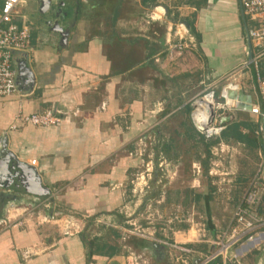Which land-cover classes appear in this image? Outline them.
Wrapping results in <instances>:
<instances>
[{
	"label": "crops",
	"instance_id": "obj_1",
	"mask_svg": "<svg viewBox=\"0 0 264 264\" xmlns=\"http://www.w3.org/2000/svg\"><path fill=\"white\" fill-rule=\"evenodd\" d=\"M51 1L48 7L22 0L13 15L31 31L29 50L16 52L13 65H27L33 83L17 76V92L0 97V169L9 152L21 173L19 189L10 194L0 174V264H122L130 250L148 264H176L173 248L128 232L129 222L143 216L133 185L144 151L147 162L156 153L161 168L154 175L161 189L157 213L200 215L195 225L171 224L173 240L193 250L192 264H264V204L251 208L260 221L253 229L237 224L233 214L244 193L218 194L210 166L215 144L191 118L202 81L217 91L227 80L238 83L231 95L240 108L225 125L244 122L243 133L258 140L263 163V138L255 133L261 119L250 109L262 106L264 45L250 40L253 22L239 0ZM181 25L196 46L172 59ZM47 109L60 113L58 124L11 129L20 111ZM169 166L179 175L168 176ZM251 185L264 188L251 182L244 191ZM160 223L161 232L168 229L165 219ZM233 228L240 231L235 241ZM223 235L225 254L219 253Z\"/></svg>",
	"mask_w": 264,
	"mask_h": 264
},
{
	"label": "built area",
	"instance_id": "obj_2",
	"mask_svg": "<svg viewBox=\"0 0 264 264\" xmlns=\"http://www.w3.org/2000/svg\"><path fill=\"white\" fill-rule=\"evenodd\" d=\"M22 0H3L0 9V97L10 96L17 92L18 85L16 82L17 70L13 65V57L16 52H26L29 50L31 31L28 25H19L14 22L13 15L19 3ZM242 12L247 16L253 25L249 31V37L252 43L257 47L264 45V0H239ZM182 29H177L179 41L172 45L169 50V55L173 59L176 56H183L187 50L195 49L196 42L189 37L186 27L181 25ZM203 90L200 91L191 101V118L195 127L205 137L206 140H211L219 137L224 131L226 125L221 123L223 117L239 110L240 100L236 96H232V92L240 89V85L233 80H227L217 91L210 84L202 81ZM258 93L261 98V105H252L250 113L261 119L258 129L255 131L257 136H262L264 144V79L258 78ZM263 107V108H262ZM61 115L51 109L42 112L25 114L19 112L16 116L15 122L11 125V129H17L22 125H34L38 127H50L58 124L61 121ZM222 144L221 147H223ZM36 160H31V164H35ZM264 170V154L263 163L260 165L259 171ZM149 169H146V175H149ZM213 171H211V174ZM140 179L146 180L143 174ZM264 204V188L260 189L256 186L248 187L244 192V199L233 214V219L237 224L243 227L244 230H251L257 222H260L257 215L251 212V208ZM49 220L44 216L43 221ZM183 218L180 215H172L165 220L166 225L169 227L174 222H180ZM191 225H195L193 219H188ZM134 227L129 230L130 234L143 239H149L158 243L170 246L177 253L174 255V262L176 264H192L189 261L188 255L193 253L189 247L181 245L180 243L168 241L162 238H157L153 232H146L143 228L135 222H130ZM76 231H78V227ZM72 224L67 222L64 226L66 234H70ZM200 231V227L198 228ZM204 231L202 227L201 232ZM233 234L231 239L233 241L240 237V231L236 228L232 230ZM252 238V237H250ZM220 239L219 253L225 254L227 251L228 243L224 242L223 237ZM122 264H148L143 254L134 250L128 251L124 255Z\"/></svg>",
	"mask_w": 264,
	"mask_h": 264
},
{
	"label": "rangeland",
	"instance_id": "obj_3",
	"mask_svg": "<svg viewBox=\"0 0 264 264\" xmlns=\"http://www.w3.org/2000/svg\"><path fill=\"white\" fill-rule=\"evenodd\" d=\"M241 7V6H240ZM249 26L251 24L250 21H248ZM248 33V30L245 32ZM248 43V39L246 41ZM202 88V86H201ZM203 90V88H202ZM201 90V91H202ZM229 143V142H228ZM225 144L224 147L219 146L218 144H215L213 148V154L211 152L210 162L211 163V170L213 171V180L215 181L216 191H218L219 195H226L227 193L233 194V196L237 192H241L243 194L244 188L247 187L251 182L253 184H257L264 182V173H259L258 170L260 169L259 164L261 161V157L259 156V149L252 147V146H245L242 143H238L236 141H233L229 143V145ZM140 152V150H139ZM150 152V151H149ZM145 151H144V163H141L140 168L138 171L135 172V182L134 185L136 187V197H138V203L143 207V213L142 215H138L135 220H132L131 222H135L137 225H139L141 228H143L146 232H153L157 238H160L157 233L161 232L159 226L161 225L160 222L163 221V219L170 218L172 215H163L161 213H157L156 201L159 196V188L157 187V183L154 179V175L161 174V171L158 169V164L156 162V153H149L152 157L149 158V162H147L148 159L145 157ZM148 154V153H146ZM263 159V158H262ZM158 168V169H157ZM146 169H149L150 172L149 175H146ZM166 169V168H165ZM167 172V171H166ZM263 172V171H262ZM180 170L177 167H171L169 166L168 176L175 177L177 174L179 175ZM143 174L145 176L146 180L140 179V176ZM156 178V177H155ZM166 180L168 181L169 178L166 177ZM166 188H168L166 184ZM221 198V197H219ZM221 199L218 200V205H226L225 201L221 202ZM216 202V201H215ZM231 206H229L230 208ZM181 216V215H180ZM183 220L187 223L189 222L188 219L190 218V215H182L181 216ZM194 222L196 220H200V215H194L193 216ZM140 220H144V224L152 227L150 229L145 228L144 225L140 223ZM198 222V221H196ZM130 223V222H129ZM168 228L165 231H162L165 234L164 237H168L169 239L173 240L172 238V229L173 225L167 226ZM159 229V230H158ZM161 232V233H162ZM137 237V236H135ZM175 238V236H173ZM141 239L140 237H137V239ZM169 239H165L168 241H171ZM149 240V239H145ZM134 242H137L136 240ZM174 242V240H173ZM156 243V242H152ZM151 243V244H152ZM158 243H156L157 245ZM153 246H156L155 244H152ZM159 245V244H158Z\"/></svg>",
	"mask_w": 264,
	"mask_h": 264
},
{
	"label": "water",
	"instance_id": "obj_4",
	"mask_svg": "<svg viewBox=\"0 0 264 264\" xmlns=\"http://www.w3.org/2000/svg\"><path fill=\"white\" fill-rule=\"evenodd\" d=\"M41 1H43L44 4L48 5V7H49V4L52 2L51 0H41ZM17 72H18V74H17L18 77H21V75H27L28 78L31 79L30 80L31 83H33V80H32L33 78H31L32 77L31 69L29 67H27V65H25L24 67L20 65L18 67ZM16 82H17V85H19L17 77H16ZM229 120L230 119L228 116L223 117L221 119V123H225L226 121H229ZM5 153L7 154L6 158L4 159L5 166L3 169H0V174H4V177L7 179L6 181L9 183V185L7 186L9 188L8 194H10L11 191H13L17 188L19 189L18 180H19L21 173L19 172V170L17 171L18 161L15 159V156L11 155L9 152H5ZM9 157L11 158V160L7 161L9 159ZM0 160H1V158H0ZM1 162H3V161H1ZM0 168H2V167L0 166ZM38 180H39V178H38Z\"/></svg>",
	"mask_w": 264,
	"mask_h": 264
},
{
	"label": "trees",
	"instance_id": "obj_5",
	"mask_svg": "<svg viewBox=\"0 0 264 264\" xmlns=\"http://www.w3.org/2000/svg\"><path fill=\"white\" fill-rule=\"evenodd\" d=\"M247 125L244 122H234L226 126L224 131L221 133V135L215 139H211V144H216L220 142L221 140L228 142L231 139H238L242 140L246 143V146H252L255 148H259L260 144L258 140L253 138L251 134H244L243 129ZM210 141V140H209ZM241 142V141H240ZM204 174L206 175L209 170V164L205 163L204 165Z\"/></svg>",
	"mask_w": 264,
	"mask_h": 264
}]
</instances>
